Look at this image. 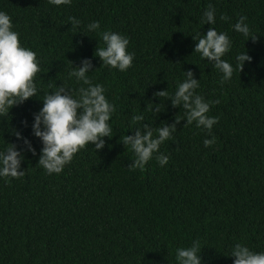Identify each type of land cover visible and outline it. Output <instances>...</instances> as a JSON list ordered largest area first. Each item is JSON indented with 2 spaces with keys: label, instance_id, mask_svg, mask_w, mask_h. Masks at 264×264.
Wrapping results in <instances>:
<instances>
[{
  "label": "trees",
  "instance_id": "trees-1",
  "mask_svg": "<svg viewBox=\"0 0 264 264\" xmlns=\"http://www.w3.org/2000/svg\"><path fill=\"white\" fill-rule=\"evenodd\" d=\"M208 5L216 10L211 26L233 41L223 59L235 66L238 53L252 57L228 81L194 52L193 36L209 28L201 23ZM0 10L41 62L38 97L0 117V149L14 143L25 156L22 177H0V264H178L176 249L194 240L201 244L202 264H233L228 255L236 243L264 251V0H71L59 6L0 0ZM240 16L247 17L255 40L233 29ZM69 17L81 25L71 28ZM92 21L100 23L96 32L86 31ZM105 30L129 38L135 56L124 72L93 55L104 46ZM85 57L96 69L89 73L93 82L104 85L116 106L113 136L104 138L103 149L88 144L61 173L48 174L37 164L42 145L32 135L33 113L56 85L78 87L67 78L68 60L78 65ZM187 70L200 79L198 94L219 101L208 113L219 117L212 128L216 142L204 146L207 131L184 126L182 119L173 139L160 146L170 157L167 165L154 155L143 170H129L134 153L120 139L141 123L133 116L143 114L154 127L183 117L184 109L170 100L161 98L165 110L156 117L146 104L160 103L155 91L174 92ZM12 130L31 142L36 155Z\"/></svg>",
  "mask_w": 264,
  "mask_h": 264
},
{
  "label": "clouds",
  "instance_id": "clouds-1",
  "mask_svg": "<svg viewBox=\"0 0 264 264\" xmlns=\"http://www.w3.org/2000/svg\"><path fill=\"white\" fill-rule=\"evenodd\" d=\"M54 5L70 4L71 0H49ZM216 10L208 5L201 17V23L208 24L205 34L193 36L196 41L194 52L201 58H207V62L222 73L221 80L228 81L234 71L243 70L245 62H251L252 57L247 52H240L235 57V66L223 59L233 45L232 39L224 31H217L211 25L216 23ZM71 28L76 29L81 21L76 17L68 18ZM221 20L228 17L221 14ZM247 17L240 16L232 26L248 40L256 39L252 35ZM100 29L99 21H92L86 25V31L96 32ZM103 47H96L94 57H99L101 65L124 72L132 66L135 54L128 50V36L111 30L100 33ZM71 67L68 70V80H73L78 87L73 89L66 83L56 85L44 94L42 107L33 113L31 124L32 135L41 141V149L37 164L48 174H59L69 164L78 151L86 145H94L96 151L105 146V137L111 139L113 127L111 118L116 112V106L106 97V89L101 83H94L89 73L94 72L92 58H80L77 65L68 60ZM40 60L37 53L22 44L19 32L14 30L11 16L0 10V117H7L10 109L31 97H38V85L35 81L40 72ZM184 79L177 83L175 91L169 93L167 89H161L153 93L154 98H159L160 103H154L149 99L146 109L156 117L162 110L161 98L170 100L173 108L184 109V116L175 115L172 123L161 121L158 127L152 123H144L143 114L133 116V121L141 122L134 127L131 135H124L122 143L130 147L134 153L129 170H143L145 165L154 155L160 166L168 163L169 156L160 152V146L167 140L173 139V133L177 131L176 125L183 119L185 125L195 123L197 128L206 130L211 138L203 140L208 147L216 142L212 128L218 123L219 117L209 115L210 106L219 101L206 100L197 93L200 87V79H196L191 70L183 71ZM40 99V98H39ZM27 126V121H22ZM133 128H130L131 130ZM17 139H23L28 151L36 155L31 142L22 137L21 133L12 130ZM25 159L23 150H18L16 144L8 143L0 149V177H22L25 172L21 170V163ZM201 244L194 240L190 246L176 249L175 260L178 264H202L200 256ZM230 257H234L233 264H264V251H254L242 243L232 246Z\"/></svg>",
  "mask_w": 264,
  "mask_h": 264
}]
</instances>
